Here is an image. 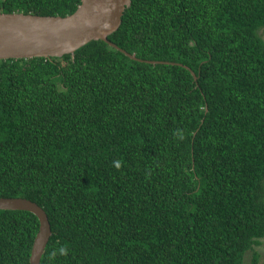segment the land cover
Listing matches in <instances>:
<instances>
[{"label":"trees","instance_id":"16d2710c","mask_svg":"<svg viewBox=\"0 0 264 264\" xmlns=\"http://www.w3.org/2000/svg\"><path fill=\"white\" fill-rule=\"evenodd\" d=\"M81 0H0L68 16ZM264 0H132L61 58L0 60V197L36 202L41 264H243L264 239ZM166 61L181 65L148 64ZM39 220L0 210V264Z\"/></svg>","mask_w":264,"mask_h":264},{"label":"water","instance_id":"95a60500","mask_svg":"<svg viewBox=\"0 0 264 264\" xmlns=\"http://www.w3.org/2000/svg\"><path fill=\"white\" fill-rule=\"evenodd\" d=\"M132 0H81L77 10L68 16H40L0 12V60L61 58L74 54L92 41H103L132 60L141 61L109 40L116 32ZM148 64L181 65L166 61H144ZM0 210H21L33 213L39 220L30 264H41L42 256L52 236L51 223L45 210L25 198L0 197Z\"/></svg>","mask_w":264,"mask_h":264},{"label":"rangeland","instance_id":"374dc122","mask_svg":"<svg viewBox=\"0 0 264 264\" xmlns=\"http://www.w3.org/2000/svg\"><path fill=\"white\" fill-rule=\"evenodd\" d=\"M259 34L264 40V29L259 30ZM254 251L259 254V262L258 264H264V239L261 240L260 245L254 247ZM253 260V251H248L244 258L243 264H252Z\"/></svg>","mask_w":264,"mask_h":264}]
</instances>
